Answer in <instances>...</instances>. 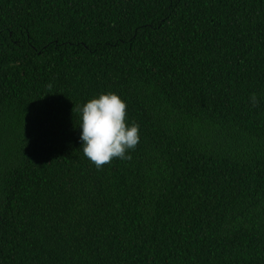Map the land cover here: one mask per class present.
Instances as JSON below:
<instances>
[{
    "label": "trees",
    "instance_id": "1",
    "mask_svg": "<svg viewBox=\"0 0 264 264\" xmlns=\"http://www.w3.org/2000/svg\"><path fill=\"white\" fill-rule=\"evenodd\" d=\"M0 264H264V0H0Z\"/></svg>",
    "mask_w": 264,
    "mask_h": 264
},
{
    "label": "clouds",
    "instance_id": "2",
    "mask_svg": "<svg viewBox=\"0 0 264 264\" xmlns=\"http://www.w3.org/2000/svg\"><path fill=\"white\" fill-rule=\"evenodd\" d=\"M51 87V85H49ZM253 107L260 100L255 93L250 96ZM81 113L80 136L83 155L97 168L102 169L112 161L130 160L128 155L139 144V125H128L127 104L116 94H101L89 100L82 108L73 109Z\"/></svg>",
    "mask_w": 264,
    "mask_h": 264
}]
</instances>
